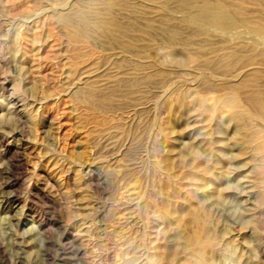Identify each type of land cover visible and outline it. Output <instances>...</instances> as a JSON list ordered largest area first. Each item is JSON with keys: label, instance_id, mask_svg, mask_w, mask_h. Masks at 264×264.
<instances>
[{"label": "rangeland", "instance_id": "rangeland-1", "mask_svg": "<svg viewBox=\"0 0 264 264\" xmlns=\"http://www.w3.org/2000/svg\"><path fill=\"white\" fill-rule=\"evenodd\" d=\"M68 1L0 0V264H264V204L235 184L243 171L207 191L183 177L192 143L210 131L204 113L180 104L211 97L212 87L184 83L165 95L153 78L131 93L115 79L121 53L140 52L144 63L163 56L133 36L124 48L108 27L62 23L51 11ZM166 1L179 0H98L85 11L91 25L159 26ZM247 9L245 18L264 19ZM182 33L193 46H224ZM193 215L207 225L199 261L184 248Z\"/></svg>", "mask_w": 264, "mask_h": 264}, {"label": "bare ground", "instance_id": "bare-ground-1", "mask_svg": "<svg viewBox=\"0 0 264 264\" xmlns=\"http://www.w3.org/2000/svg\"><path fill=\"white\" fill-rule=\"evenodd\" d=\"M96 1L98 0H69L66 6L51 13L62 23L71 27L79 26L83 31L91 26L99 29L101 26L108 27L106 29L109 31L113 29L125 39L124 48L127 47L129 42L126 40L130 39V36H133L135 41H147L154 46V50L163 56L164 61L153 60L144 63L140 52L121 53V60L118 61L121 65L116 67L120 73L115 79L130 88L131 93L140 86L151 83L153 78L163 80L160 85L165 95H169L177 85L184 83L202 82L210 85L213 92L211 97H198L199 100L194 101L192 105L184 102L180 104V109L188 115H194L197 111L204 113L205 117L202 114L201 117L207 126L203 130L210 131L203 143H192L191 159L183 161V169H186L183 177L195 184L203 183L200 186L202 190L207 191L213 183L222 178L228 181L243 171L242 175L236 178L235 184H242L250 199L258 200L263 206L264 19L245 16L250 6L260 8L262 12L259 13L264 14V0H179L172 7L166 1L159 7L166 14L162 18L165 22H161L159 26L151 22L142 26L135 23L122 26L117 21L106 22L107 20L101 19L91 25L90 14L85 10L86 6ZM99 1L113 3L117 0ZM146 8L155 9L152 5ZM74 9L73 16L64 14L67 10ZM174 19L180 21L181 27H173L168 23ZM183 29L192 36L213 34L221 37L224 46H212L207 43L194 44L196 47L192 48L193 45L182 40ZM158 53L156 52L157 55ZM145 64L147 66H144ZM146 68H156L155 74L145 76L147 80L144 81L136 79L135 77ZM80 83L81 80L78 85ZM166 110L170 114L173 111L168 104ZM244 157V162L238 163ZM225 163L229 164L214 172L216 167ZM175 213H178V210L175 209ZM193 219L195 226L192 236L185 240L184 248L191 260L199 261L207 241V225L200 216L193 215ZM163 221L169 223V217H163Z\"/></svg>", "mask_w": 264, "mask_h": 264}]
</instances>
